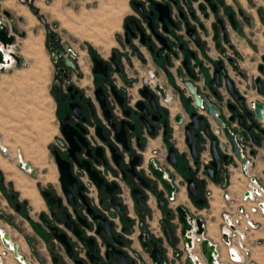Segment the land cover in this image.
I'll return each mask as SVG.
<instances>
[{
    "label": "flooded vegetation",
    "instance_id": "af4514ba",
    "mask_svg": "<svg viewBox=\"0 0 264 264\" xmlns=\"http://www.w3.org/2000/svg\"><path fill=\"white\" fill-rule=\"evenodd\" d=\"M130 7L132 14L126 16L123 22V34L119 41L121 48L119 50H112L107 57H102L88 50V59L91 62L90 72L88 73L81 71L79 66L80 64L82 65L83 58H81L79 62V58L76 56L74 49L70 45L59 44L57 42L56 36H48V46L49 50L51 51V61L56 67L52 88L53 98L55 101V117L59 135L56 137L55 143L51 149L54 162L56 164L57 176L55 178L53 172L49 170L44 179L46 182H52L54 180L57 182L55 186L49 185L45 190H42L41 195L43 192L51 193L53 198L61 200L62 207L61 209H57L56 206L49 208L46 199L42 196L43 200L47 204L49 217L46 214H41L39 219L43 225V221H48L52 227H56L59 232H63L67 235L70 244L72 245V250L76 259L81 261L83 264H95L97 259L100 261L99 264L117 263L114 260H108L105 257L106 245L104 240L103 238L95 235V226L87 216L85 212L86 207L82 205L78 197L75 196V206H70L67 204L65 195L62 191L58 164L70 169L71 175L76 179L78 186L83 187L82 195L85 197L88 205L94 210H98L99 214L107 218L108 221L112 223V237L120 236V241H122L124 245L123 247L117 246V248H120L123 252H125L123 249L129 243L127 242V238L131 236L129 233L132 234L136 228H139L138 223L140 221L139 220L137 222L127 216L125 207L126 202L128 198L133 199L130 193L129 184H133L134 187H136L139 186V182L129 175L127 176L126 180H124L121 174V169L117 168L111 159L109 145H111L116 150L117 154H124L123 169L126 167L125 165H128L129 162V157L123 151L122 145L116 142L115 134L108 125V121L105 118L103 111L96 99L95 92L98 87L101 88L102 94L105 98V103L113 117L114 122L117 125L121 120H126L123 114L124 110H130L132 113L138 111L136 104L138 102H145V100L139 94V91L144 87H147L150 91V94L155 95V104L158 109V113L160 114L159 122H151L150 119H148L152 124L155 125V135L161 131L166 142L168 140V136L171 134V128L169 108L170 98L167 96L165 87H171L174 90H179V86L175 83L171 84L169 81H166V85H162L161 83L157 82L158 72L156 69L160 66L161 70L165 74L174 69L176 70L174 76L177 82L181 83L185 88L186 93L189 95L190 100L192 101L194 109L193 111L187 113L188 121L186 123L184 116L181 113L176 114L173 117L174 124L180 126L183 132L186 125L190 122V113L196 112L198 116H205V110L202 108H196L194 106V101L187 90L186 84L191 83V85L196 87L198 94H203L206 97H208V94H212V99L209 97L208 99L211 101V103L219 107L220 117L225 123L229 124L231 129H236L239 133L244 132V138L242 140H238V143L244 157L248 160V164L250 163V159H252L255 154V146L260 143L264 145V122L258 123V127H252V122L245 119V128L243 129L239 126L236 118L232 122H229V118L232 116V113L227 109L228 104H235V101L226 89L227 79L233 83V87L244 99L248 111H252L254 109V106L252 105L256 102L264 105V103L259 101H249L251 98L249 92L247 90L242 91L238 88L240 86L250 87L252 91L262 96L264 100V54L261 55L260 63L257 67L258 76L251 78L248 71L240 64L241 61L245 64V61L242 60L241 54L236 49L229 36V29L236 31L239 27L240 21L245 25L251 24V19L246 16L244 11L238 8L235 12L229 9V7H227L224 2L220 0H210V3L206 2V0H130ZM164 8H167L168 16L165 17L163 21H160L158 9H161L162 13L164 14ZM257 13L260 16L262 11L258 9ZM210 18H212V23L210 25V29H207L206 21H208ZM219 20L221 21L220 23H218ZM214 25L216 26L215 29L218 32L219 48L216 47V42L213 40L215 35ZM193 34L195 39L192 37ZM156 35L165 39L168 48H165L163 44L159 42V40L156 38ZM207 42H211L218 53L216 63L213 65L210 85L205 83V78L202 71L203 65L206 63H204L203 60L201 63L197 62L196 60L202 43ZM139 48H144L146 51H148L152 58V64L145 63L143 77H140L138 72L134 76H130L129 74L126 75L121 58L123 59L126 55L132 54L135 55L139 60L143 59ZM221 51H223V53ZM6 57L8 58V55ZM94 58H96L98 61H101L103 66H106L105 74L93 73ZM185 59H187V69L183 66V61ZM66 61H69V63ZM158 61H161V65L157 64ZM219 68H221V70L218 73L219 84H217L215 80V71ZM246 81H249L248 84H245ZM158 85L165 90L167 97L166 101H163L159 96H157L155 87ZM111 87H115L118 95L122 96V107L119 106L116 98L112 94ZM212 87L213 91L210 93ZM258 87H261L260 91L258 90ZM221 90H224L228 98H225L221 94ZM214 93H217V95L215 96ZM147 110L150 113V116L157 115V113H155L154 110L149 106H147ZM140 115H142V113L139 112L137 116ZM177 116L181 117L180 123L178 124L175 122V118ZM133 119L137 123V117ZM164 120H167V126L165 128H163ZM97 128L99 129L97 130ZM247 128H249L251 131L247 132ZM195 133L199 136L196 146V162L195 159L191 157L189 150L183 159L187 160V158L190 157L192 160V165L197 167L199 152L201 149L200 145L205 142L202 135L205 136V134L202 128H200ZM136 135H140V147L137 146ZM155 135L149 136L145 128H142L141 125L138 124L136 134L134 133L131 140L129 141V147L132 153L135 155H141L144 159L143 152L145 148L144 143L146 137L152 138L155 137ZM218 138L219 143H221L222 138L224 139L222 134H220ZM253 138L257 139L256 143L253 141ZM207 140L209 150L210 142L209 139ZM170 148L174 149V147L171 146L168 147V150ZM97 149H100L101 151ZM96 151H98L99 154H102V157L97 158V161L95 160ZM222 153L223 155L233 157L229 148ZM56 157L58 158L59 162H57ZM75 158L78 161H89L91 164V169L97 171L105 183L115 184L117 186L115 198L116 201L122 206V218L119 217V215L110 205L109 197L104 193V190L96 189L93 183L89 180L86 172L83 169L78 168ZM234 159L237 160L235 157H233V162L235 161ZM22 162H24L23 157ZM104 162L106 164H104ZM232 164H222L220 171V176L222 178H225L226 176V173L224 172L225 167ZM143 166H147L145 160ZM19 168L31 175V169L30 172H28L27 170L22 169L20 166ZM141 169L142 168L139 166L136 168V171L140 173ZM190 169L193 174L192 178L198 186V192H200L199 198L207 202L205 199V193L202 195L204 185L202 182L196 179L197 172L195 170L193 171L191 167ZM172 176L174 178V184L178 187L179 185L178 181L175 179V175ZM148 177V179L152 181V178L150 176ZM0 181H3V179H0ZM143 193L147 195L149 192L143 190ZM175 195L176 194H174V198ZM11 200L13 202H17L16 194H11ZM164 200L165 204L163 208L165 209V212L170 211L175 213L177 207L173 206L172 202L174 200L169 202L168 196ZM100 201H103L104 207L99 205ZM203 206H205V203ZM14 208L17 212L21 213L23 204H21V206L15 205ZM63 212L69 215L71 221H76V214H80L82 218L88 219L90 228H82V230L86 237H93L95 239L97 252L95 253L94 263L90 262L86 254V249L83 247V245L80 244L78 240L70 233V231L64 227L62 218ZM110 212L114 213V217H109ZM52 213H54V217L51 216ZM41 216H43V219H41ZM127 220L131 221L128 223ZM176 222V219L170 220L169 224H176ZM44 226L48 229L46 225ZM123 228L127 229V233L122 232ZM48 232L53 238L49 229ZM150 234L151 237L159 238L153 235L151 232ZM160 238L165 241L162 232ZM53 240L55 241L54 238ZM179 240L181 241V239ZM105 241L111 242L112 239L105 237ZM12 244L13 243H11V245ZM176 245L177 244L173 246L169 245L170 247L175 248V250L172 252L171 259L167 258L168 253L163 247L165 250V257L168 261L167 264H173L174 262L175 264H181L184 261L180 262V258L183 256L186 258L188 256L185 253L184 244L179 249H177ZM48 248L49 252L51 253V257H55L57 259L56 264H66L60 260L59 256H53L54 253L52 252V249L54 248L51 244ZM55 249L57 250V247H55ZM58 251L59 249L57 252ZM127 258L129 261H135V264H146L143 261H139L138 258L129 259L128 255ZM71 261L73 262V260ZM52 264H54L53 261Z\"/></svg>",
    "mask_w": 264,
    "mask_h": 264
},
{
    "label": "crops",
    "instance_id": "0c3cea01",
    "mask_svg": "<svg viewBox=\"0 0 264 264\" xmlns=\"http://www.w3.org/2000/svg\"><path fill=\"white\" fill-rule=\"evenodd\" d=\"M30 5L20 3L19 0H0V17L3 24L7 25L9 30L11 24H14L18 35L16 36L15 43L13 46L9 47V52L3 51V53L14 54L19 58V62H9L7 68H1L0 78H7L9 74L12 73L13 68L18 67L21 62V51L19 50V44H23L25 40L31 38H38L39 40H44L46 33L45 26H42V20H59L67 26L80 27L87 26V23H83L84 17L83 12L88 11L87 7L92 2H101L102 0H31ZM233 11H237L238 8L244 11L245 6H247V0H239L237 3L235 0H220ZM256 9V15L261 20H264V13L262 9V18L259 16ZM78 11V12H77ZM81 11V12H80ZM8 13L12 21H8L4 17L3 13ZM37 13L39 18L34 15ZM93 13L89 10L90 14ZM130 0H120L119 6L117 7L114 18L110 19L109 25H106L107 31L101 37H95V42L101 44L105 47V51L98 53L102 57L109 56L112 50H119L121 48L120 38L123 34V22L126 16L131 15ZM31 20V21H30ZM40 20V21H39ZM79 20V21H78ZM262 20V21H263ZM108 22V20H107ZM212 23V18L206 21L207 29H210ZM92 26V25H91ZM89 26V27H91ZM251 24L245 25L241 21L239 27L236 31L229 29V36L241 54L242 60L245 64L240 62L242 67L246 69L251 78L258 76L257 67L260 63L261 55L264 54V39L263 37L257 40V44L261 48L257 47L248 35V30ZM93 40V39H92ZM93 40V42H94ZM143 59L139 60L135 55L128 54L125 58H121L124 65L126 75L134 76L139 73L140 77L144 76V66L145 63L152 64V58L148 51L144 48H139ZM218 53L216 52L214 45L211 42L202 43L197 62L201 63L203 60V75L205 78V83L210 85L213 65L216 63ZM13 59V58H12ZM247 63V64H246ZM8 64V62H7ZM158 65H161V61H158ZM160 67V66H159ZM157 67L158 72L157 82L162 85H166V81L171 84H178L179 90H174L171 87H165L167 96L170 98V128L171 134L168 136V140L165 142L162 132L159 131L155 137L147 138L145 140V148L143 152L145 163L147 164L150 160H156L160 167H162L166 173L175 175L176 181H178V190L175 195L173 206L184 207L189 215L196 218H202L206 224V231L204 237L208 239L211 244H220V227L222 224V215L226 211H234L238 205L239 198L241 197L244 186L247 181H251L259 189L264 192V145L262 143L255 146V154L250 163L243 167L241 163L237 160L233 162L232 165H227L224 169L226 173L225 178L219 177L217 182H212L211 180L205 184L202 195L205 193H211L210 198L207 200L205 206L199 207L194 205L193 199L188 195L186 190V184L184 182L185 175L187 172L184 167L180 166L179 171L171 165L165 162L168 147H174L176 150V155L181 158L182 155L188 153V147L185 144V134L180 126H177L173 122V117L176 114H182L184 116L185 123L188 121L187 113L193 111L192 101L189 95L186 93L185 88L181 83H178L174 74L176 70H170L168 73H163L161 67ZM250 81V80H249ZM246 81L245 84H248ZM248 86V85H247ZM210 88V87H209ZM240 90H247L250 95L249 101H259L264 103L263 97L258 95L256 92L252 91L250 87H238ZM213 87L210 90L212 93ZM221 94L228 98L224 90H221ZM212 94H208L210 99ZM229 100V99H228ZM163 105V104H161ZM212 130L216 129L214 122L209 118ZM3 144V142L1 141ZM221 143L227 144L225 139H221ZM5 154L0 153V172L5 170V167H9L11 173H14L17 177L19 183H11V185H5V181H0V230L9 236L10 243L17 245V252L23 260L29 264H48L52 263L51 256L49 254V245L53 243V238L50 236L49 232L36 221L35 216L33 218L32 214H36L39 218L41 214H45L48 211L47 204L39 196V192L35 185H30V180L26 177L28 173L21 170L18 163L15 162L14 166L8 164L3 156ZM22 155V154H21ZM24 162L29 165L25 157L22 155ZM186 162L185 167H191L192 160L190 157L184 159ZM30 169L31 166L29 165ZM55 176V173H54ZM57 176V175H56ZM55 176V178H56ZM9 179H13L9 178ZM159 192L162 193V198L166 199L167 194L161 186L158 188ZM23 194L24 200H18L13 202L11 200V194ZM11 202L10 204L4 198V196ZM148 198L146 206L144 209H139L136 207L133 199L128 198L126 202L127 216L135 221L143 220L144 227L150 231L156 237H161V221L164 217V208H159L157 205L156 198L150 193H147ZM3 196V197H2ZM18 197V196H17ZM227 198H230L227 201ZM31 202H30V201ZM23 204L22 212L19 213L15 210V205L21 206ZM261 227L254 233L250 239L249 244L251 246L250 260H253L255 264L263 263V251H264V220H260ZM140 229L136 228L131 236L127 238L129 242L123 249L128 255L129 259H139L146 264H153L149 251L143 249L138 236L140 234ZM179 234V233H178ZM262 237H261V236ZM45 237V238H43ZM262 239L260 244H256V240ZM182 242L179 240L176 247L177 249L182 247ZM163 247L167 251V258L171 259L172 252L175 248L170 247L165 241H163ZM3 250L2 242L0 241V252ZM185 257L180 258V262H183ZM221 263H226L225 256L222 251L220 258ZM3 264H18L10 253L3 259Z\"/></svg>",
    "mask_w": 264,
    "mask_h": 264
},
{
    "label": "water",
    "instance_id": "95a60500",
    "mask_svg": "<svg viewBox=\"0 0 264 264\" xmlns=\"http://www.w3.org/2000/svg\"><path fill=\"white\" fill-rule=\"evenodd\" d=\"M206 2L210 3V0H206ZM213 10V8H212ZM165 13H162V10L158 9L159 12V20L163 21L165 17H167V8H164ZM8 21H12L11 16L8 13L2 14ZM221 21L219 20L218 23ZM214 25V38L213 40L216 42V47L219 48L218 45V32L215 29ZM166 30V29H165ZM191 30V29H190ZM193 31V30H191ZM18 35V31L14 24H11V28L9 30L8 26L3 24L0 17V48L3 51H8V48L13 46L15 43V37ZM192 37L195 39L194 34ZM156 38L159 40L161 44L165 48H168L166 41L164 38L156 35ZM143 42V39H142ZM223 53V51H221ZM114 55V54H113ZM9 56L13 58V60L18 63L19 58L12 53H9ZM9 62V59L6 60ZM67 62V61H66ZM231 62V60H230ZM4 55L0 50V64H4ZM69 63V61L67 62ZM94 63V74H105L106 66H103L101 61H98L96 58L93 59ZM183 66L187 69V59L183 61ZM221 68L215 71V80L218 82V73ZM224 73V71H223ZM187 90L189 91L193 101L194 106L196 108H202L205 110V116H198L196 112H192L189 115L190 122L184 128L185 132V144L189 149L190 155L193 159L197 158V141L199 139L198 134L195 132L200 128L203 129V132L207 139H209V152L211 156V161L205 167V171L207 177L212 182H217L220 176V171L223 163H233V157H235L243 167L248 164V160L244 157L241 148L239 147V141L244 138V132H238L236 129H231L228 123H225L220 117V109L215 104L211 103V101L203 94H198L196 87L191 85V83L186 84ZM226 89L227 92L231 95L235 104H228L227 109L232 113V116L229 118V122H232L235 118L238 121V124L241 128H245V119L252 122V127H258V123L264 122V105L260 103H254V109L252 111H248L246 107V103L244 99L239 95V92L233 87V83L227 79L226 80ZM258 90H261V87H258ZM155 91L157 96H159L163 101L167 100L165 90L159 85L155 87ZM111 92L116 98L119 106H123V98L121 95H118L115 87H111ZM141 97L145 100V102H138L136 104L137 112L132 113L130 110H124L123 114L126 120H121L117 125L113 117L105 103V98L102 94L101 88L98 87L96 89L95 95L96 99L103 111L105 118L108 121V125L111 127L115 134V140L117 143L121 144L123 147V151L129 157L128 165L123 169L124 162V154H117L116 150L109 145V151L111 154V159L117 168L121 169V174L124 180H126L129 175L133 179L139 182V186L134 187L133 184H129V189L131 196L135 202V205L139 208H144L147 202V195L143 193V190L152 194L157 201V205L159 208H163L165 204V200L161 197L162 194L159 192L158 188L161 186L163 190L166 192L168 196V201L172 202L174 199V194H176L178 187L173 182V176L166 173L164 169H162L158 162L155 160H150L147 163V166L144 167V159L141 155H135L132 153L129 145V141L132 138V135L137 132V125H141L142 128H145L147 134L149 136H154L156 133L155 125L151 122H159L160 114L158 113V109L155 104V95L150 94V91L147 87H144L139 91ZM216 96L217 93H214ZM147 106L152 108L157 115L150 116V113L147 110ZM142 113V115L137 116L138 113ZM137 117V123L133 118ZM150 121H149V119ZM209 118L215 123L217 126L216 130H212ZM180 116L175 118V122L180 123ZM167 126V120L163 121V128ZM99 128H97L98 130ZM247 132L251 130L249 128L246 129ZM220 134L223 135L227 144L219 143ZM253 141L256 143L257 139L253 138ZM136 143L137 146L140 147L141 140L140 135H136ZM229 148L233 157H229L228 155H223V151ZM100 150V149H97ZM101 151V150H100ZM89 154V153H88ZM58 157V156H57ZM56 157L57 162L58 158ZM95 160L97 158H101L102 154L95 152ZM185 158V155L181 156ZM76 163L78 168L83 169L89 180L93 183L94 187L98 190L103 189L104 193L109 197V203L112 208L116 211L119 217L122 218L123 211L120 203L116 201L115 194L117 192V186L115 184H107L104 182L103 178L100 177L99 173L93 169H91V164L89 161H78L76 158ZM177 156L176 152L173 148L168 150L166 156V162L169 165L175 166L177 164ZM58 164V163H57ZM104 164H106L104 162ZM141 167L140 173L136 171L137 167ZM59 173H60V182L62 186V191L65 195L67 204L70 206H75L76 198L81 201L82 205L86 207V214L92 221L95 226V235L103 238L104 243L106 245L105 257L109 260H114L117 264H135V261H129L125 252H123L118 247H123V242L120 241V236L112 237L111 227L112 223L108 221L107 218L103 217L98 213V210H94L91 208L85 197L82 195L83 187L78 186V183L75 178L72 177L70 169L68 167H63L58 164ZM25 170H29L30 167L28 164L24 165ZM35 171L31 169V175H34ZM150 176L152 181L148 179ZM186 182V190L188 195L193 199V203L196 206L202 207L205 201L199 198L198 186L195 183L193 178H188L185 180ZM42 196L46 199L48 207L52 208L54 206L57 209H61L62 203L60 199H55L52 197L51 193L43 192ZM101 207H104L103 201L99 202ZM54 217V213L51 214ZM109 217H114V213L110 212ZM63 225L64 227L70 231V233L78 240L80 244L86 249L87 257L89 258L91 263L95 261V253L97 252L95 246V239L93 237H86L82 228L89 229L90 225L88 223L87 218H82L80 214H76V221H71L70 217L67 213H62ZM43 219V216H41ZM176 219V224H169L170 220ZM131 220H127L129 223ZM44 225H46L51 232L55 241H57L64 249L67 256L73 260L75 264H83L81 261L77 260L74 252L72 250V245L70 244L69 238L63 232H59L56 227H52L48 221H43ZM138 226L141 230V234L138 239L145 250H149V256L153 264H167L168 261L165 257V250L163 248V239L151 237L149 231L143 227V221L140 220ZM206 231V224L202 218H196L192 215H189L188 211L179 206L176 208V212L172 213L170 211H166L164 217L161 221V232L163 238L166 243L170 246H173L178 243L179 239L186 245L189 249L192 248L191 242L192 237H200L201 242L199 244L200 252L203 258L205 259L206 264H214L212 254H216V247L214 244H211L208 239L204 237ZM123 233H127V229H122ZM179 233V234H178ZM105 237L111 238L112 241H105ZM225 240V236H223ZM9 241L8 234L4 233L3 235V245L8 247L9 245L6 243ZM12 253L14 258H23L18 255L17 245L12 244ZM24 261V260H23ZM54 264H56L57 259L55 257L52 258ZM100 261L97 259L95 264H99ZM25 264H29L25 262ZM175 264V262L173 263ZM181 264H193L192 260L189 256H187L183 263Z\"/></svg>",
    "mask_w": 264,
    "mask_h": 264
},
{
    "label": "rangeland",
    "instance_id": "374dc122",
    "mask_svg": "<svg viewBox=\"0 0 264 264\" xmlns=\"http://www.w3.org/2000/svg\"><path fill=\"white\" fill-rule=\"evenodd\" d=\"M235 1L239 2V0ZM119 2L120 0L92 2L87 7L88 11L83 12V23H87V26L82 28L64 25L58 19L39 20L42 26H45L44 40L30 37L23 44L20 43L22 58L19 66H15L6 79L0 78V140L8 149L6 153H2L1 150L0 153L5 154L4 160L12 166L17 162L18 153L25 157L31 169L35 171L34 175H26V177L30 180L31 186L35 185L41 198V191L49 185L55 186L57 182L56 180L46 182L44 179L49 170L57 175L51 149L59 135L52 88L56 67L51 61L48 36H56L59 44L70 45L79 58L78 61L83 58V63L79 66L81 71L88 73L91 62L87 51L95 54L105 51V47L95 42L94 38L101 37L107 31L106 25H109L110 19L114 18ZM256 9H262L264 13V0H247L244 13L251 19V27L246 33L256 43L255 45L261 48L257 40L263 37L264 21L257 17ZM89 10L93 13L87 14ZM34 15L39 18L37 13ZM9 167L11 166L5 167V170L0 172V179L5 181V185L19 183ZM12 177L13 179H9ZM15 194L22 203L23 197H26L23 192ZM4 198L9 204L11 203L5 196ZM45 214L49 217L48 211ZM32 216L33 218L35 216L36 221L48 231L36 214ZM259 240L261 243L262 239ZM51 245L54 248L53 256H59L66 264H74L57 242L53 240ZM55 247L59 249L58 252ZM49 254L51 256L50 252ZM262 258L264 263V251Z\"/></svg>",
    "mask_w": 264,
    "mask_h": 264
},
{
    "label": "built area",
    "instance_id": "2783aa9c",
    "mask_svg": "<svg viewBox=\"0 0 264 264\" xmlns=\"http://www.w3.org/2000/svg\"><path fill=\"white\" fill-rule=\"evenodd\" d=\"M20 3L30 5L31 0H19ZM3 53V50L0 48ZM9 50L7 51V53ZM4 55V53H3ZM9 62H14V60L8 56ZM7 59L4 58L5 63L0 64L1 68H7ZM204 143L200 145L201 149L199 152V159L197 167L191 165L192 170L196 171V179L205 186L210 180L207 177L205 167L209 164L211 157L208 150V140L204 135ZM0 150L2 153L7 152V147H5L0 140ZM18 165L24 169L25 163L22 162V155L18 153L16 155ZM30 172V169L27 170ZM211 193L205 194L206 201L210 198ZM174 200V199H173ZM230 198H227L229 201ZM173 203V202H172ZM260 220H264V192L255 186L251 181H247L244 186V191L239 198L238 205L234 211H226L222 215V224L220 227V244L215 245L216 254H212L214 264H255L253 260H250L251 246L249 244L250 237L256 233L260 227ZM2 231H0V241L3 240ZM225 236V240L223 239ZM200 237H192V248H188L185 245V253L190 257L193 264H206L205 259L201 255L199 244L201 242ZM9 245L5 247L3 245V250L0 252V264H3V259L12 253V245L9 241H6ZM256 244H260V240H256ZM222 251L225 256L226 263H221L220 258ZM18 264H25L20 258H16Z\"/></svg>",
    "mask_w": 264,
    "mask_h": 264
},
{
    "label": "trees",
    "instance_id": "16d2710c",
    "mask_svg": "<svg viewBox=\"0 0 264 264\" xmlns=\"http://www.w3.org/2000/svg\"><path fill=\"white\" fill-rule=\"evenodd\" d=\"M195 162H196V159H195ZM185 165H186V162L184 161V159L183 158H179L177 160V164L174 166V168H175L176 171H179L180 166L184 167L185 171L187 172V174L185 175V179L192 178L193 174L191 172L190 167H185ZM199 194H200V192H199ZM205 204H206V202H205Z\"/></svg>",
    "mask_w": 264,
    "mask_h": 264
},
{
    "label": "bare ground",
    "instance_id": "6f19581e",
    "mask_svg": "<svg viewBox=\"0 0 264 264\" xmlns=\"http://www.w3.org/2000/svg\"><path fill=\"white\" fill-rule=\"evenodd\" d=\"M30 21H31V20H30ZM6 56H7V53L4 52V58H5V59H8Z\"/></svg>",
    "mask_w": 264,
    "mask_h": 264
}]
</instances>
